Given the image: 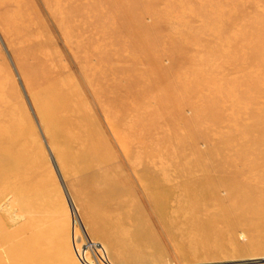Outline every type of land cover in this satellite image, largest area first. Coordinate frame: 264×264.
Masks as SVG:
<instances>
[{
    "label": "rangeland",
    "instance_id": "374dc122",
    "mask_svg": "<svg viewBox=\"0 0 264 264\" xmlns=\"http://www.w3.org/2000/svg\"><path fill=\"white\" fill-rule=\"evenodd\" d=\"M67 1L99 53L87 66L56 21ZM263 23L264 0H0V264H264ZM153 65L181 83L151 87ZM211 97L217 126L195 115Z\"/></svg>",
    "mask_w": 264,
    "mask_h": 264
},
{
    "label": "bare ground",
    "instance_id": "6f19581e",
    "mask_svg": "<svg viewBox=\"0 0 264 264\" xmlns=\"http://www.w3.org/2000/svg\"><path fill=\"white\" fill-rule=\"evenodd\" d=\"M18 2V1H17ZM70 2H66V3H64V4H61L58 8H56L55 10H57V11H55L56 12V21H57V24L59 25V27L60 28H62V33H63V35L62 36H64L65 37V39L67 40V42L69 43L68 45H69V48H70V50L72 51V53H73V55L75 56V59L78 61L77 63H81V64H84L85 66H87V65H89L90 63H91V61H92V59H94V58H96V54H99V53H97V52H95V51H93L92 49H91V47H90V43L88 44V45H86V44H83L82 42H81V39H80V36H79V30H80V28H81V25L79 24V22H78V18L76 19L75 17H74V15H80V14H82V13H78V11H79V8L77 7V11H75L72 15H69V16H71L69 19L68 18H65L66 16H64V8H67V7H69L68 6V4H69ZM122 4H124V6L126 5L125 3H124V1H122ZM128 5V4H127ZM126 5V7H125V9H128V8H133V9H135V10H137L138 11V6H137V4H134V5H132V7L130 6V5H128L127 6ZM18 6H20V4L18 5ZM62 8V11L61 10H59V8ZM64 7V8H63ZM73 7V6H72ZM60 8V9H61ZM70 11H73V10H70ZM69 11V12H70ZM168 11H170V10H168ZM168 11L166 12L167 14H169L168 13ZM54 12V13H55ZM21 13V10L19 9V7L17 8V11H16V14H20ZM108 16V15H107ZM106 16V17H107ZM79 17H81V16H79ZM171 17H173V16H171ZM74 18H75V20H74ZM125 18L126 19H129V16L127 15V16H125ZM177 18V17H176ZM117 19H120V18H117ZM172 20V19H171ZM177 20V19H176ZM175 21V20H174ZM129 23H130V21L128 20V25H129ZM125 25H126V23H124ZM95 25H97V23L95 24ZM128 25H126V26H128ZM14 29V28H13ZM141 31H144V32H146L147 30H150V27H148V26H145V25H141V27L139 28ZM138 29V30H139ZM261 29L262 30H264V23L261 25ZM139 30V31H140ZM172 31H173V33L176 35V33H175V29H172ZM177 36V35H176ZM179 38H176V37H172L171 39H170V41L172 42V44L174 45V46H176V52L177 53H179L178 55H181L182 53H181V51H180V49H179V47L176 45V43H175V41H179L180 43H183V44H185V43H189L190 41H191V39H192V37H190V36H185V39H183L182 38V36H178ZM66 42V43H67ZM157 42H158V40L156 41V40H153V45H155V44H157ZM150 46L149 45H147V43H145L144 44V46L142 47V50L143 51H148L147 49H150L149 48ZM80 53H82V56H80ZM147 56H149V54H147ZM149 58H150V56H149ZM98 60H99V62L101 63V61L103 60V56L100 54L99 55V57H98ZM155 64V63H154ZM167 72H169V74L170 73H173L174 74V76L176 77V79L174 80V82H175V84L177 85L178 83H181V82H179L178 80H180L179 78L181 77V75L179 74V73H176V72H174V70H173V66H171V68H161V67H154V65H153V67L149 70V71H147V75L146 76H144L143 78H140V79H138L139 81H142V79L143 80H147V83H148V85H150L151 87H158V86H163L164 84H166V82H165V80H163V81H160L159 79L157 80V78H161L160 76H163L164 74H166ZM85 72H83V74H84ZM87 74V73H86ZM86 74H84V77H85V79L87 80V82L89 81L90 82V84L92 85V86H94L95 88H94V93L99 97V95L100 94H103L102 93V90H100V89H98L97 87H96V84H99V83H102V81H104L105 79H106V74L103 72V71H96L95 70V68H91L90 69V71H89V75H90V78L88 77V75H86ZM255 79H254V84H255V86H259V84H260V81H257V80H259V75H257L256 77H254ZM178 81V82H177ZM58 83V82H57ZM60 84V83H59ZM59 86V85H58ZM57 86V87H58ZM61 86H63V85H60V87ZM179 86V85H178ZM56 88V87H55ZM55 88L53 87V91L55 90ZM187 89V87L186 86H184V88L183 89ZM57 91H58V89H57ZM57 91L55 92V93H57ZM59 92V91H58ZM60 93V92H59ZM58 94V93H57ZM61 94H63V93H61ZM65 94V93H64ZM70 94H71V92H70ZM60 95V94H59ZM73 95H74V92H73ZM104 95V94H103ZM53 96H55V95H53ZM57 96V95H56ZM60 96H62V95H60ZM59 96V97H60ZM65 98H69V97H66V94L65 95H63ZM62 96V97H63ZM67 96H68V94H67ZM78 98H79V96L78 95H76ZM58 97V98H59ZM63 97V98H64ZM139 97H145V95H142V94H139ZM70 98H72V96L70 97ZM69 98V99H70ZM137 98V97H136ZM69 99H65V102H69V101H71V100H69ZM77 99V98H76ZM53 100V99H52ZM59 100V99H58ZM63 100V99H62ZM62 100H60V101H62ZM75 101V100H74ZM58 102V101H57ZM64 102V103H65ZM76 102V101H75ZM56 103V102H55ZM63 103V102H62ZM158 103H161V102H158ZM163 103H165V102H163ZM167 103V102H166ZM218 103V101L215 99V98H213V97H211V98H209L208 99V101L207 102H202V103H195L194 104V107H195V110H196V116L198 117V118H205V117H208V115H212V117H213V121L215 122V126H217V125H220V124H222L223 122H224V118H225V116H226V113H225V111H224V109H223V111H218L219 110V108L217 107V104ZM167 104H171V103H167ZM64 105V104H63ZM66 105V104H65ZM71 105H73V104H71ZM165 105V104H164ZM172 105V104H171ZM61 106V105H60ZM159 106H160V108H161V104H159ZM162 106H163V104H162ZM166 106V105H165ZM79 107V106H78ZM77 107V105H76V107L74 108H72V112L71 113H73V119H70L69 117V120L75 125V127L76 128H78V129H80V128H84V126H83V124L85 123H83L82 122V118H83V116H82V118H81V116L78 114V113H80V111H79V108ZM173 107V106H172ZM59 108V107H58ZM60 109H61V107H60ZM64 109V108H63ZM169 109H170V107H169ZM173 109V108H172ZM171 109V110H172ZM83 110V109H82ZM57 112V111H56ZM68 112V111H67ZM67 112H65L66 114H64V115H69ZM74 112H77V113H74ZM144 112H147V113H151L152 112V114L154 113L155 114V112L154 111H152L151 109H145L144 110ZM52 113V112H51ZM61 114H63V113H61ZM76 114V115H75ZM78 115V116H77ZM65 117V116H64ZM196 117V119H198ZM222 117V118H221ZM61 118V117H60ZM67 118V119H68ZM220 118H221V120H220ZM83 120H85V119H83ZM86 122H87V120H85ZM90 121V120H89ZM90 123V122H89ZM168 124H170L169 122H167ZM173 123V122H172ZM171 123V124H172ZM68 124H69V122H68ZM71 126H74V125H72V124H70ZM87 125V124H86ZM63 126H65L64 125V123H63ZM67 126V125H66ZM70 126V127H71ZM74 127V128H75ZM86 127V126H85ZM75 128V130H77ZM85 129V128H84ZM72 130V129H71ZM74 130V131H75ZM86 130H87V128H86ZM73 131V132H74ZM84 132V131H83ZM143 133H148L149 131H148V129H143V131H142ZM81 133V130L80 131H78V134H80ZM85 133H88V132H85ZM76 134V133H75ZM80 138H79V144L82 146H85V145H88V144H90L89 146H91V149H93L94 147V145H96L95 143H93V142H91V141H93L92 140V134L91 133H88V134H86V135H84V133H83V135H80L79 136ZM22 143V142H21ZM21 146V145H20ZM85 148V147H84ZM18 149V148H17ZM27 151V150H26ZM89 151V150H88ZM92 151V150H91ZM86 152V151H85ZM84 152V153H85ZM93 152V151H92ZM83 153V152H82ZM87 153V152H86ZM90 153V152H89ZM87 155H90V154H87ZM84 156V155H83ZM99 156V155H98ZM81 159V158H80ZM99 159V158H98ZM98 159H91V157H90V162L88 163V165H90L91 167H93V169L94 168H100V166L101 165H106L107 163H106V160H103L102 158H100L99 160ZM244 159V163L245 164H247L248 163V160L247 159H245V158H243ZM92 160V161H91ZM84 161V160H83ZM105 161V162H104ZM80 162V161H79ZM247 162V163H246ZM81 164V163H80ZM84 164V163H83ZM82 165V164H81ZM107 166V165H106ZM109 166V165H108ZM107 166V167H108ZM91 169V168H90ZM103 169V168H102ZM106 169H108V168H106ZM106 169H104V170H106ZM99 170V169H98ZM99 171H101V170H99ZM98 171V172H99ZM109 171H110V169H109ZM108 171V172H109ZM232 171V169L231 170H229V171H227V173H230ZM97 172V173H98ZM102 172H103V170H102ZM105 172V171H104ZM94 173H96V172H94ZM96 173V174H97ZM100 173V172H99ZM227 173H225V174H227ZM101 174V173H100ZM105 174H107V173H105ZM239 174H241V173H239ZM109 175H110V173H109ZM114 174L112 173V176H111V179H109V180H111L112 181V183H111V185H110V187H111V189H112V191H114V190H117V187H116V183H117V180H116V177L115 176H113ZM106 176V175H105ZM105 176H104V178H105ZM106 177H108V176H106ZM227 178H229L228 176H226ZM233 177V176H232ZM239 177L240 178H242V175H239ZM39 178V177H38ZM96 178H98V179H100V180H102L103 179V174H102V177L100 176V175H97L96 176ZM108 178H110V177H108ZM231 178V177H230ZM106 179V178H105ZM109 180H108V182H109ZM16 181V180H15ZM258 181V180H257ZM262 181H263V179H262ZM97 183V185H98V187H99V184L101 183H98V181L96 182ZM104 183H105V181H104ZM257 183V182H256ZM96 185V184H95ZM109 185V184H108ZM103 186V185H102ZM107 186V183H105V187ZM104 187V186H103ZM102 187V188H103ZM109 187V188H110ZM97 188V187H96ZM100 189H101V186L99 187ZM100 189H97V190H99V192H100ZM104 189V188H103ZM105 189H107V188H105ZM111 191V192H112ZM102 192V191H101ZM115 193V192H114ZM115 195V194H114ZM124 198H126V197H124ZM128 198V197H127ZM119 199V198H118ZM114 200V205H115V207L117 206V205H119V203L117 204V202H116V200L115 199H113ZM127 200V199H126ZM113 203V202H112ZM112 203H111V205H110V207L112 206ZM133 204V203H132ZM46 205V204H45ZM121 206H122V204H121ZM120 206V207H121ZM126 206H128V205H126ZM131 206V205H130ZM120 207H118L119 209H120ZM124 207V206H123ZM122 207V208H123ZM114 208V207H113ZM117 208V207H116ZM117 208V209H118ZM128 208H129V206H128ZM124 209V208H123ZM132 209V208H131ZM115 210V209H114ZM125 210V209H124ZM123 210V211H124ZM86 211V210H85ZM117 211V210H116ZM119 211V210H118ZM121 211H122V209H121ZM110 213H112V212H110ZM113 213L114 214H112L113 215V218H116V217H114V216H116L117 214H115V212L113 211ZM130 213V212H129ZM119 214V213H118ZM129 215V214H128ZM125 216V215H124ZM122 217V216H121ZM130 217V216H129ZM104 218V217H103ZM107 219H108V216L106 217ZM110 218H111V216H110ZM118 219H120V218H118ZM121 220V219H120ZM120 220H117V221H120ZM123 220L124 221H126V219H124L123 218ZM112 221V218L110 219V221L109 222H111ZM115 221H116V219H115ZM131 221V220H130ZM121 222H122V220H121ZM121 222H119L120 224H121ZM116 223V222H115ZM114 222H113V224H115ZM127 223H129L128 222V220H127ZM40 224V223H39ZM43 224V223H42ZM104 224V223H103ZM123 224V223H122ZM131 224V223H130ZM129 224V225H130ZM117 225V224H116ZM119 225V224H118ZM125 223H124V225L122 226V228L124 227V228H128L129 226H127V227H125ZM108 226V225H107ZM112 226V225H111ZM136 226V225H135ZM116 227V226H115ZM115 227H114V229H115ZM119 227H120V225H119ZM105 228V227H104ZM108 228V227H107ZM121 228V230H119V231H121V235H122V231H123V229ZM33 229V228H32ZM127 230H130V228L129 229H127ZM115 232H116V230H115ZM119 234V233H118ZM123 235H125V233H123ZM129 236V235H128ZM119 237H121L122 238V236H119ZM127 237V236H126ZM124 238V237H123ZM122 238V239H123ZM130 240V239H129ZM124 241H125V239H124ZM131 241V240H130ZM130 243V242H129ZM128 243V244H129ZM132 243V242H131ZM132 246V245H131ZM136 247V246H135ZM121 249H123V247L121 248ZM140 249V248H139ZM138 250V249H137ZM140 251V250H139ZM125 252H126V250H125ZM127 252H129V251H127ZM127 252L125 253V256L126 255H128L127 254ZM135 252V251H134ZM124 253V252H123ZM131 256V254L129 255V256H127L128 258H132V256ZM146 257V256H145ZM153 260V259H152ZM129 262V261H128ZM156 262V261H155Z\"/></svg>",
    "mask_w": 264,
    "mask_h": 264
}]
</instances>
